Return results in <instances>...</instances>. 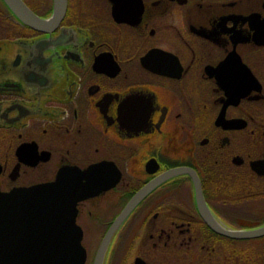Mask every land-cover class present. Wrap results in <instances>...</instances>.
Masks as SVG:
<instances>
[{"label": "flooded vegetation", "instance_id": "flooded-vegetation-1", "mask_svg": "<svg viewBox=\"0 0 264 264\" xmlns=\"http://www.w3.org/2000/svg\"><path fill=\"white\" fill-rule=\"evenodd\" d=\"M61 175L83 264H264L195 185L225 228L264 224V0H67L48 32L0 0V191Z\"/></svg>", "mask_w": 264, "mask_h": 264}, {"label": "water", "instance_id": "water-1", "mask_svg": "<svg viewBox=\"0 0 264 264\" xmlns=\"http://www.w3.org/2000/svg\"><path fill=\"white\" fill-rule=\"evenodd\" d=\"M9 1L19 18L37 30L48 32L64 14L67 0H55L53 16L47 20L36 17L19 0ZM182 171L185 170L175 168L167 174ZM68 179L69 176L61 175L56 181L0 191V264H83L81 235L74 222L75 199L71 189H67ZM195 185L199 211L211 229L236 239L264 235V224L250 229L225 228L208 210L198 181ZM132 202L116 219L100 250L105 248Z\"/></svg>", "mask_w": 264, "mask_h": 264}, {"label": "rangeland", "instance_id": "rangeland-1", "mask_svg": "<svg viewBox=\"0 0 264 264\" xmlns=\"http://www.w3.org/2000/svg\"><path fill=\"white\" fill-rule=\"evenodd\" d=\"M247 227H253V225H247ZM260 240L261 239H253V240H248L246 241V243L241 240V241H236L235 244H237V247H243L244 246V243L247 244V246H250L252 248H256L260 245Z\"/></svg>", "mask_w": 264, "mask_h": 264}, {"label": "bare ground", "instance_id": "bare-ground-1", "mask_svg": "<svg viewBox=\"0 0 264 264\" xmlns=\"http://www.w3.org/2000/svg\"><path fill=\"white\" fill-rule=\"evenodd\" d=\"M75 185V184H74ZM67 189H71V191L73 192V191H78L77 189H79V187H74V186H72V184H70V183H68V187H67ZM71 191H69V192H71Z\"/></svg>", "mask_w": 264, "mask_h": 264}]
</instances>
